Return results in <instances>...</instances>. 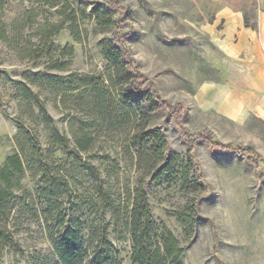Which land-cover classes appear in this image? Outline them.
Listing matches in <instances>:
<instances>
[{"label": "rangeland", "instance_id": "obj_1", "mask_svg": "<svg viewBox=\"0 0 264 264\" xmlns=\"http://www.w3.org/2000/svg\"><path fill=\"white\" fill-rule=\"evenodd\" d=\"M33 1L8 0L3 17L9 39L0 41V169L9 156H21L24 145L26 174L11 201L14 242L1 248L0 264H57L51 237L64 224L86 235L107 231L120 264H132L130 233L117 209L143 185L154 219L186 247L183 264H264V182L240 153L251 149L264 160V125L254 117L231 122L202 111L195 100L202 84L225 80L224 56L205 28L220 10L248 11L252 0ZM255 3L259 21L264 2ZM63 18L73 21L45 42L46 20ZM110 38L124 45L134 72L146 77L141 87L154 83L162 101L183 106L182 119L146 99L123 100L131 76L107 59ZM146 124L164 134L169 155L185 156L182 130L205 132L238 150L223 154L201 140L195 157L203 186L184 189L166 177L152 182L149 156L140 162L133 146L137 126ZM54 129L69 139V149ZM75 135L88 139L84 150ZM195 201L199 217L187 233L176 213H192Z\"/></svg>", "mask_w": 264, "mask_h": 264}, {"label": "trees", "instance_id": "obj_2", "mask_svg": "<svg viewBox=\"0 0 264 264\" xmlns=\"http://www.w3.org/2000/svg\"><path fill=\"white\" fill-rule=\"evenodd\" d=\"M7 1L0 0V41L3 42H8L9 39L3 23ZM259 1L264 2V0ZM33 2L41 5L52 4L51 0H35ZM247 4L250 6L248 11L247 9L246 11L245 9H236L235 11H242L246 27L259 31L255 0L248 1ZM104 10L109 13L113 12V9L109 6ZM111 20L110 23L115 25L119 21V16ZM72 21L70 18H63L58 23H50L46 20L41 31V38L47 43L51 42L64 29L66 24ZM108 46L112 49V52L105 53L107 59L118 70H122L128 76H131L126 95L123 97V100L127 104L146 99L149 104L158 108L163 113L174 114L175 119H182L185 116L182 105H171L166 101H162L158 88L154 83L147 82L144 88L141 87V84L146 81V77L134 72L133 64L129 62L127 51L121 42L110 38ZM215 82L221 83L220 79ZM85 86L88 87V85ZM132 99L133 101H131ZM254 120L264 125L263 121ZM136 130L139 134L133 136V146L139 148L140 162L144 163L148 158L149 162L151 161V181L158 182L166 177L171 182L173 181L174 184L180 183L184 189L191 187L193 184L204 185L202 171L195 157V145L197 142L201 140L209 141L214 149L221 148L223 154L238 150L234 146L222 147L217 140L209 137V135H205V132L191 136L187 131L182 130V135L187 140L185 156L183 157L179 154L169 155L167 153L166 138L160 129H149L146 124L138 125ZM54 133L60 145L63 148L69 149V139L61 135L56 129H54ZM74 138L82 150L85 149L84 144L89 143L87 138L80 139L77 135ZM20 151L21 156L20 154L9 156L0 169V212L4 214L0 218V220L4 221V224L0 226V254L3 246L14 242L12 233L8 230V222L11 219L13 211L11 201L16 193L22 189L21 182L26 174L23 162V157L26 158L24 145H20ZM240 153L246 158L247 164L259 172V180L264 181L262 164L264 160L256 159L252 155L251 149H243ZM37 154L41 155L40 148L37 150ZM76 156L78 155L76 154ZM147 156L149 157L147 158ZM65 167L68 166L66 165ZM62 180L67 188L70 189V183L66 177H62ZM57 190H59V187ZM53 194L52 196L58 195L56 192H53ZM127 201V204L123 203L122 207L120 206V209H117V214L119 217L122 214L125 216L126 227L131 239L130 259L132 264H183L182 260L186 247L162 223H158L154 219L149 204L147 187L143 185L137 188L134 197L128 192ZM129 201H132L131 205ZM198 202L195 201L192 204V213L189 214L186 210L176 213L178 222L184 226L187 233L188 229L195 226L196 219L199 217L197 213ZM51 241L58 259L57 264H120L118 253L113 251L107 239V231L102 232V234L91 233L86 235L82 227L64 224L60 231L51 237Z\"/></svg>", "mask_w": 264, "mask_h": 264}, {"label": "crops", "instance_id": "obj_3", "mask_svg": "<svg viewBox=\"0 0 264 264\" xmlns=\"http://www.w3.org/2000/svg\"><path fill=\"white\" fill-rule=\"evenodd\" d=\"M205 30L224 56L225 80L199 87V109L240 125L251 117L264 122V13L259 31L246 27L243 13L231 8L220 10Z\"/></svg>", "mask_w": 264, "mask_h": 264}]
</instances>
